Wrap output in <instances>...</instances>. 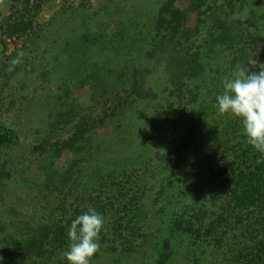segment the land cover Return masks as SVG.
Listing matches in <instances>:
<instances>
[{"label":"trees","instance_id":"trees-1","mask_svg":"<svg viewBox=\"0 0 264 264\" xmlns=\"http://www.w3.org/2000/svg\"><path fill=\"white\" fill-rule=\"evenodd\" d=\"M179 1L1 0L0 199L22 182L33 201L0 224V264H68L89 208L105 217L90 264H264V154L216 106L264 63V0ZM29 65L46 68L33 160L8 123Z\"/></svg>","mask_w":264,"mask_h":264},{"label":"clouds","instance_id":"clouds-1","mask_svg":"<svg viewBox=\"0 0 264 264\" xmlns=\"http://www.w3.org/2000/svg\"><path fill=\"white\" fill-rule=\"evenodd\" d=\"M24 53L19 52L9 64L12 71L21 62ZM256 69L258 71H252ZM247 68L237 66L231 78L223 81V92L217 95L220 115H230L242 123L247 143L264 154V63L249 61ZM105 217L94 208L78 215L68 229L69 245L64 252L68 264H90L100 249V233Z\"/></svg>","mask_w":264,"mask_h":264},{"label":"rangeland","instance_id":"rangeland-1","mask_svg":"<svg viewBox=\"0 0 264 264\" xmlns=\"http://www.w3.org/2000/svg\"><path fill=\"white\" fill-rule=\"evenodd\" d=\"M187 5L188 3L185 0H180L178 2V7L182 11L187 8ZM1 11L5 13V8L3 7ZM193 22L194 17L191 18V25ZM15 42L16 40H8V55H11L15 50ZM17 45L22 47V42H18ZM38 66L39 68H37ZM45 70L46 68L41 69L40 65L33 67L32 65H29V68L27 67L24 70H20V73H17L15 78L11 79L8 84V91L14 93L13 98L17 101L16 106L11 109V114L8 116V123L17 128L20 132V145L15 153L31 160L35 158V155H33L31 151V141L34 139L33 131H35L37 126L42 123L43 117L44 115L46 116L47 113L44 114V108L41 106V102L37 105L28 104L29 100L27 101V99L34 93L33 91L35 89H39L42 75ZM23 83L25 86H23ZM84 96L85 94H82L81 97ZM21 104H23V106ZM20 107H27L28 109L23 112L19 111ZM23 161H25V159ZM27 177L35 179L30 173H27ZM30 201H33V192L27 187V185L20 182L9 186L7 192H5L4 198L0 199V224L4 223L6 219L5 215H8V218L15 217V219H23V215H26L25 213H27L26 209L27 211L30 209L29 205H26L27 202Z\"/></svg>","mask_w":264,"mask_h":264}]
</instances>
